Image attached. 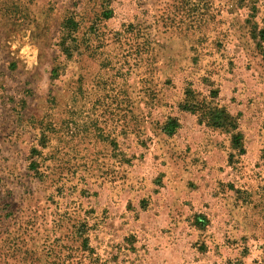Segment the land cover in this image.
<instances>
[{"label":"rangeland","instance_id":"obj_1","mask_svg":"<svg viewBox=\"0 0 264 264\" xmlns=\"http://www.w3.org/2000/svg\"><path fill=\"white\" fill-rule=\"evenodd\" d=\"M0 264H264V0H0Z\"/></svg>","mask_w":264,"mask_h":264},{"label":"trees","instance_id":"obj_2","mask_svg":"<svg viewBox=\"0 0 264 264\" xmlns=\"http://www.w3.org/2000/svg\"><path fill=\"white\" fill-rule=\"evenodd\" d=\"M73 20H71L70 21V23H71V25H69V26H73ZM204 116H202V119H205L206 120V118L207 117H210V119L212 118V119H218L219 121H221L222 120V116L224 115L223 113H220V114H217V113H209V114H207L206 112H204ZM225 119V121L223 120L220 124H214V122H211L213 125H215V126H217V127H219V126H222V127H226V125H228V124H226V121L228 122L229 120L225 117L224 118Z\"/></svg>","mask_w":264,"mask_h":264}]
</instances>
